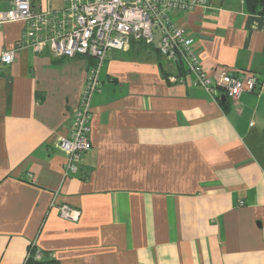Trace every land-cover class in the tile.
Returning <instances> with one entry per match:
<instances>
[{
  "label": "crops",
  "instance_id": "0c3cea01",
  "mask_svg": "<svg viewBox=\"0 0 264 264\" xmlns=\"http://www.w3.org/2000/svg\"><path fill=\"white\" fill-rule=\"evenodd\" d=\"M13 1L0 0V12ZM172 19L208 74H255L260 86L218 103L156 46L113 51L77 175H64L57 143L94 60L25 47L0 64V264H264V15L212 0ZM25 29L0 24V55ZM62 204L80 220L62 219ZM31 246L40 258L29 261Z\"/></svg>",
  "mask_w": 264,
  "mask_h": 264
},
{
  "label": "built area",
  "instance_id": "2783aa9c",
  "mask_svg": "<svg viewBox=\"0 0 264 264\" xmlns=\"http://www.w3.org/2000/svg\"><path fill=\"white\" fill-rule=\"evenodd\" d=\"M212 0H64L59 9L36 11L30 0H14L8 11L0 12V24L23 22L22 39L13 50L0 55L1 65H11L22 48L35 53L48 52L53 58L94 60L87 72L85 86L73 127L57 147L67 156L64 175L80 173L81 161L92 150L89 139L91 101L101 91L100 69L113 51H125L133 42L156 46L160 55L184 67L195 83L214 102L221 97L237 102L244 93H253L260 86L255 74H226L214 78L203 68L194 40L173 22L172 15L209 8ZM59 216L72 223L80 220L79 209L68 204L59 206ZM40 258V252H37Z\"/></svg>",
  "mask_w": 264,
  "mask_h": 264
},
{
  "label": "trees",
  "instance_id": "16d2710c",
  "mask_svg": "<svg viewBox=\"0 0 264 264\" xmlns=\"http://www.w3.org/2000/svg\"><path fill=\"white\" fill-rule=\"evenodd\" d=\"M244 1L247 5V9L249 12L264 15V0H244ZM37 252L38 251L36 250V247L31 246L29 256H28L29 261L33 260L36 257ZM39 264H50V263L46 261L45 262L42 261V263H39Z\"/></svg>",
  "mask_w": 264,
  "mask_h": 264
},
{
  "label": "water",
  "instance_id": "95a60500",
  "mask_svg": "<svg viewBox=\"0 0 264 264\" xmlns=\"http://www.w3.org/2000/svg\"><path fill=\"white\" fill-rule=\"evenodd\" d=\"M227 101V98L225 96H222L221 97V102H226Z\"/></svg>",
  "mask_w": 264,
  "mask_h": 264
},
{
  "label": "rangeland",
  "instance_id": "374dc122",
  "mask_svg": "<svg viewBox=\"0 0 264 264\" xmlns=\"http://www.w3.org/2000/svg\"><path fill=\"white\" fill-rule=\"evenodd\" d=\"M58 2H60V0H57V2H56V4H57V5H59V3H58Z\"/></svg>",
  "mask_w": 264,
  "mask_h": 264
}]
</instances>
